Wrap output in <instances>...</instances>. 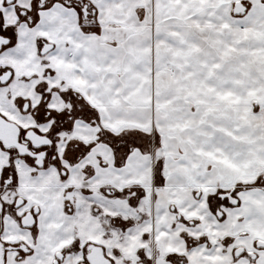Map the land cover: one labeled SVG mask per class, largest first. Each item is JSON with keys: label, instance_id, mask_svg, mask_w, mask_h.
Instances as JSON below:
<instances>
[{"label": "snow or ice", "instance_id": "obj_1", "mask_svg": "<svg viewBox=\"0 0 264 264\" xmlns=\"http://www.w3.org/2000/svg\"><path fill=\"white\" fill-rule=\"evenodd\" d=\"M0 264H264V0H0Z\"/></svg>", "mask_w": 264, "mask_h": 264}]
</instances>
